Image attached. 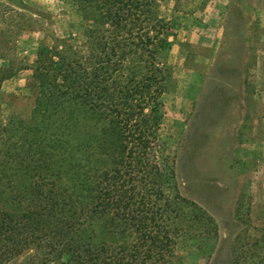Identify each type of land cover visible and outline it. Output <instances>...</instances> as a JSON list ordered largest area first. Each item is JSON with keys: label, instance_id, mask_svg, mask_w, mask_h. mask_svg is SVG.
<instances>
[{"label": "trees", "instance_id": "16d2710c", "mask_svg": "<svg viewBox=\"0 0 264 264\" xmlns=\"http://www.w3.org/2000/svg\"><path fill=\"white\" fill-rule=\"evenodd\" d=\"M7 1L0 36L42 39L32 64L0 66V85L30 72L32 99L0 127V264H180V238L217 237L159 161L175 34L158 1L63 0L79 20L64 37L53 15Z\"/></svg>", "mask_w": 264, "mask_h": 264}, {"label": "rangeland", "instance_id": "374dc122", "mask_svg": "<svg viewBox=\"0 0 264 264\" xmlns=\"http://www.w3.org/2000/svg\"><path fill=\"white\" fill-rule=\"evenodd\" d=\"M20 1L53 15L60 36L68 35V25L79 23L63 0ZM157 1L159 15L171 23L175 34L168 54L174 83L160 112L159 161L167 158L179 195L208 213L218 226L217 237L180 238L176 260L261 264L264 0ZM41 39L40 33L1 35L0 66L5 65L2 59L32 64ZM29 75L21 72L0 85V127L10 116L29 114Z\"/></svg>", "mask_w": 264, "mask_h": 264}]
</instances>
